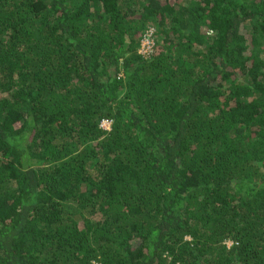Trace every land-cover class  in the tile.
I'll return each mask as SVG.
<instances>
[{"label": "trees", "instance_id": "16d2710c", "mask_svg": "<svg viewBox=\"0 0 264 264\" xmlns=\"http://www.w3.org/2000/svg\"><path fill=\"white\" fill-rule=\"evenodd\" d=\"M0 264H264V0H0Z\"/></svg>", "mask_w": 264, "mask_h": 264}, {"label": "built area", "instance_id": "2783aa9c", "mask_svg": "<svg viewBox=\"0 0 264 264\" xmlns=\"http://www.w3.org/2000/svg\"><path fill=\"white\" fill-rule=\"evenodd\" d=\"M152 34H153V30L151 29L150 30V32H148L147 34H146V39L145 40H147L148 42H149V46L148 47H145L146 49H148V51L149 50H151V45L154 43L153 42V40H152ZM152 43V44H151ZM143 48V47H142ZM145 49V50H146ZM143 52H145L144 50H142ZM146 52H147V50H146ZM107 124H109V126L111 125V122H109V121H107V120H103V122H102V126L104 127L105 125H107ZM110 128V127H109ZM108 128V129H109Z\"/></svg>", "mask_w": 264, "mask_h": 264}, {"label": "rangeland", "instance_id": "374dc122", "mask_svg": "<svg viewBox=\"0 0 264 264\" xmlns=\"http://www.w3.org/2000/svg\"><path fill=\"white\" fill-rule=\"evenodd\" d=\"M148 46H149V42L147 40H144V42L142 44V47H143L142 50H144L145 52H146V50L148 51V49L145 48V47H148ZM152 46H153V44L151 45V48H152ZM109 127H110L109 124H107V125L104 126V128H106V129H108Z\"/></svg>", "mask_w": 264, "mask_h": 264}]
</instances>
